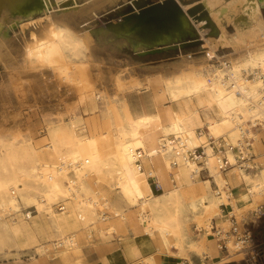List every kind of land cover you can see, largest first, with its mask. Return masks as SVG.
Wrapping results in <instances>:
<instances>
[{
	"label": "bare ground",
	"instance_id": "bare-ground-1",
	"mask_svg": "<svg viewBox=\"0 0 264 264\" xmlns=\"http://www.w3.org/2000/svg\"><path fill=\"white\" fill-rule=\"evenodd\" d=\"M34 1L0 0V29L4 22L12 23V11ZM41 1L46 6H60L67 0ZM70 1L75 14L83 10L90 14L107 5L124 4L126 0H92L79 7L76 5L81 0ZM136 1L130 0L115 11L137 14ZM163 1L165 4L144 18L128 32V36L133 46L140 50L190 38L204 42L207 50L201 52L203 55L199 58L187 53L178 62L159 67L173 73L172 77L162 79L163 74L156 71L161 83V93L156 99L167 96L175 109L164 110L167 119L163 122L157 110L133 116L125 105L115 106L103 96L104 116L100 121H86L85 128L74 114L67 124L49 125L45 146H32L24 140L0 136V255L14 249L25 254L33 249L38 254L49 251L53 257L51 249L38 242L39 235L51 238L53 250L62 247L56 250L59 256L78 252L76 232L79 225L100 224L108 218L102 212V208H108L107 200L100 189L90 187V181L94 184L100 180L102 184L114 181L121 203L127 208L138 206L141 231L155 237L158 245L165 249L170 239L175 240V254L185 258L188 264L194 263L187 255H181L184 245L201 261L208 256L202 244L204 240H194L185 231L190 220L203 236L212 234L214 227L224 237L232 228L231 218L236 222L235 217L243 218L247 211H259L264 205V164L254 172L244 171L237 167L235 153L226 149L230 168L225 171L227 176L224 178L225 173L219 170V158L210 146H204L206 158L202 166L208 178L202 180L198 178L201 165L186 157L187 150L193 151L204 144L208 136L215 140L224 138L229 147H234L241 135H246L253 139L252 152L257 159L264 158V153H256L260 141L254 131L257 122L264 120V20L260 11L264 1ZM178 7L184 15L181 20L176 13ZM198 7L206 12L217 31L216 37L207 36L210 27L205 20L196 21L190 16L189 11ZM45 18L47 27L43 28L42 34L30 32L29 39L24 42L20 59L24 68L26 65L48 66L54 60L62 63L79 60L91 43L89 31L73 32L56 24L52 15L47 14ZM134 20L126 22L123 31H128ZM229 26L232 32L226 30ZM104 32H101L102 37L112 41H116V36L124 37L120 43L128 41L114 20L107 23ZM3 37H0V66L8 72H16L17 66L13 67L16 59ZM222 49L230 52L220 59L216 51ZM214 57H217L216 63H228V66L220 69L221 65L211 62ZM147 83L133 81L126 89L140 90L139 86L143 84L141 90L147 91ZM116 85L122 87L120 83ZM94 98L99 99V94L95 93ZM200 110L212 115L206 116L203 122L199 119ZM197 129L206 132L199 136ZM3 133L2 128L0 134ZM42 150L50 153L52 162L41 161ZM154 158L159 159L164 171L173 177L172 188L158 194L153 193L149 182L152 176L155 181L158 179L159 169L153 168ZM137 160L142 169L136 164ZM68 173L71 174L67 176ZM228 191L233 198H229ZM222 205L230 207L225 214L220 209ZM56 206H61L59 212L55 210ZM22 207L34 210L23 213ZM121 213L114 212L113 216L123 219ZM215 217H221L218 223L213 222ZM100 226L103 227V223ZM105 229L111 230L109 226ZM246 246L242 239L236 241L229 237L225 249L227 257L212 264L228 263V256L243 251ZM132 264L160 262L146 256Z\"/></svg>",
	"mask_w": 264,
	"mask_h": 264
},
{
	"label": "rangeland",
	"instance_id": "rangeland-1",
	"mask_svg": "<svg viewBox=\"0 0 264 264\" xmlns=\"http://www.w3.org/2000/svg\"><path fill=\"white\" fill-rule=\"evenodd\" d=\"M90 1L92 0H81L76 6L79 7L84 4L86 5V3ZM101 1L106 2V0ZM157 1L160 0H146V2L145 0H138L136 1V8L140 10L144 6H147L148 3ZM70 2V0H67L60 6H55L54 4L46 6L41 0H35L34 2H31L34 8L25 7L22 11L21 9H15L12 11V23L4 22L2 24L0 29V35L2 36L0 37L4 36L3 38L6 41V45L9 50L11 49L12 57L14 56L16 59L13 67L17 66L16 72H8L3 66H0V124L2 125L0 126V129L2 130L3 128L4 130V133L0 134V136L5 139L15 138L16 141L24 140L26 143L29 142L32 146H45V143L47 142V128L49 125H58V122L67 124L72 120L74 114L77 116L74 117L81 121V126L85 128L86 121H94V119L100 121L104 116V103H102L103 96L106 97V101H113L115 106L119 107L125 105L133 116L152 113L158 109L164 110L166 106L164 103L169 102L166 98L167 96L162 97L161 100L156 99L161 93L159 91L161 88V83L159 82L160 76L157 74L156 76H151V82L150 77L145 75L148 73L145 72L146 68H149L150 66L166 67L178 62L180 57L187 53H191L192 57L196 59L203 55L201 52H203L205 48L204 42H201L200 45L202 46L199 45L195 48L182 50L180 52L169 51L152 55L145 54L149 55V57L144 61L138 57L141 56V54L132 53L127 45L124 46L127 42H119L120 39L124 38L123 36H116V41H112L111 39H108V37H102L101 34V32L105 33L106 25L111 20H114L119 24L120 33L125 32L123 31L125 17L133 12L127 11L125 13H117L115 9L127 5L130 0H126L124 4L119 3L114 7H109V5H107L104 8H98L90 14H88L89 12L87 10H83L84 12L80 11V13H76L77 15L74 13L76 10L69 5ZM36 9H38V11H36ZM260 11L264 20V8H260ZM22 13H25L27 18H19ZM28 14L31 15L28 16ZM47 14L50 17L52 15L56 24L65 26L73 32H82L84 30L89 31L91 43L88 45L87 49L83 50V55L79 60H73L68 63L54 60L48 66L41 67L36 65H26L24 68V65L22 66L20 60L24 42L29 39L30 32H35L37 35L42 34L41 32L45 30L43 28L47 27L45 18ZM15 23H17V25ZM23 24L26 25L22 28L20 25ZM20 28H22L23 31ZM226 30L232 32L233 29L229 26ZM209 34L210 30L207 36L213 38L216 37L210 36ZM229 52V49L223 50V53L229 54ZM161 69L163 70L159 71L163 74L162 79L173 76V73L168 71L164 72V68ZM133 81L142 83L148 82L147 91L141 90L144 87L143 84L139 86L140 90L126 89L127 86L133 83ZM116 83H120L122 87L118 88ZM95 93L99 94V99L94 98ZM89 99L90 102L88 101ZM94 105L97 106L96 109L93 108ZM174 106H172V108ZM167 109L172 110L171 108ZM162 121L165 122L166 119ZM84 131H86V129ZM255 132L258 134L260 141L258 147L255 148L256 153L263 154L264 130H257ZM40 159L43 162L49 163L53 161L47 150H42L40 152ZM153 165L155 171L159 169L157 170L156 176L158 178L159 186L161 185V189L155 188L153 186L154 182L150 178L149 182L152 186L153 193L158 194L172 188L173 182L171 179H173V177L164 171L163 163H161L159 159L154 158ZM69 174L71 173H68L67 176ZM226 176L227 172L223 177L226 178ZM198 178L205 180L208 177L206 174L202 173ZM100 181L98 184H94L93 181H90V187L92 189H100L101 194L106 198L108 208H102V212L104 216H107L108 218L101 221L100 224L96 223L87 227L79 225L76 232V240L79 245L78 251L85 246L100 245L102 241H107L111 234L114 233L113 226L117 223L120 227H122L123 223L129 224L132 229L131 235H135L136 237L139 236L140 240L144 239L153 243H158L155 237L153 238L141 231L138 206L127 208V206L121 203L117 197V189L114 188L115 182L106 181L102 184ZM212 188L214 189L215 186L212 185ZM21 209L23 213L24 211L34 210L33 208L25 209L23 207ZM58 209L59 208L56 206L55 210L57 212H59ZM114 212H122L123 219H121L120 216L114 217ZM247 212L248 213L244 214L243 218H241V216L235 218L237 227H240L239 229H242V226H244L250 232L251 242L243 251L228 256V263L239 260L238 263L235 264H250V262L255 264L257 246L255 239L252 237V233L254 232L257 237V231H259L261 227H264V205L260 207L259 211L249 210ZM98 214L101 215L100 213ZM32 215H35V213L32 212ZM218 220L219 217H215L213 222L218 223ZM102 223L104 225L103 227L100 226ZM92 226L94 227L92 228ZM99 226L101 228L97 230ZM105 226H109L111 230H106ZM195 227V222L190 220L186 225L185 231L194 240L197 239L201 241V239H203L204 242L202 244L205 247L206 240H212L211 235L207 237L203 236V232L196 231ZM37 240L41 245L51 249L50 252L54 256L50 257L52 255H50L49 251L45 254H38L31 249L23 254L17 253L14 249L6 255L1 254L0 260H7L10 258L17 259L24 256H29L31 258L43 257L47 259L59 257L56 250L62 249V247H58L56 250L54 249V251L52 249L51 238L39 235ZM175 244L177 245V242L170 239L167 249L162 248L161 246H159V248L164 249L170 254L169 249L171 247H174L175 249L177 248ZM183 250L184 251L181 255H183V257L187 255L188 258L192 260L190 255H193V253L190 252V248H188L187 245H184ZM240 253L242 254L238 255ZM223 254L226 255V253ZM250 254H253L254 258L249 259L248 262ZM226 257L227 255L224 258ZM197 258L199 259V257Z\"/></svg>",
	"mask_w": 264,
	"mask_h": 264
},
{
	"label": "crops",
	"instance_id": "crops-1",
	"mask_svg": "<svg viewBox=\"0 0 264 264\" xmlns=\"http://www.w3.org/2000/svg\"><path fill=\"white\" fill-rule=\"evenodd\" d=\"M160 66H150L146 68L145 74L150 77V81L152 82L151 76H156L157 70H163L159 68ZM166 106L164 110L167 108L175 109L174 104L172 105L169 102L164 103ZM172 106H174L172 108ZM158 109V114L161 120L167 119L166 111ZM199 119L203 122L206 121V116H210L211 114H205L204 111H199ZM161 189V185L160 188ZM224 208V209H223ZM230 207H220L221 211L225 214L229 210ZM221 217H219L220 219ZM114 233L107 239V241H102L100 245H91L85 246L78 252L70 253L66 256H59L52 259H47L43 257H29L24 256L22 258H10L7 260H0V264H132L135 260L151 256L153 259H156L160 262V264H188V261L177 256L175 254L177 250L174 247L169 249L170 254H168L164 249H159L158 243H153L151 241H147L144 239H139V236L131 235L132 229L129 224L123 223L122 227L117 223L114 226ZM255 233H252V237ZM259 231H257V236H259ZM108 237V236H107ZM212 241V242H211ZM256 246L259 244H264V241H255ZM157 244V245H156ZM215 241L212 239L206 240V250L208 252V256L205 257L202 261L200 258L198 259L195 255H190L192 258V262L196 264H212L215 261H218L224 258L226 255L223 254L225 252L220 251L216 248ZM247 247V246H246ZM223 254V255H220ZM253 254H250L249 259H253ZM243 259V258H241ZM240 259V261H241ZM239 261V260H238ZM236 262L224 263V264H235ZM250 264H253L250 262Z\"/></svg>",
	"mask_w": 264,
	"mask_h": 264
},
{
	"label": "built area",
	"instance_id": "built-area-1",
	"mask_svg": "<svg viewBox=\"0 0 264 264\" xmlns=\"http://www.w3.org/2000/svg\"><path fill=\"white\" fill-rule=\"evenodd\" d=\"M205 50L207 49H204L203 51ZM223 50L224 49L216 51V55H218L220 59H222L225 54L223 53ZM216 61H217V57H214L213 59H211V62H213L214 64H218L220 66L221 63L220 62L216 63ZM223 62H225V60ZM226 66H228V63L221 65L220 69H225ZM248 77L252 79L251 74H248ZM263 92H264V89H263ZM263 98H264V94H263ZM254 129L255 131L264 130V120L262 122H257ZM205 132L206 131L202 129L196 130V134L199 136L201 135V133H205ZM252 143H253V139L251 138L249 139L246 135H241V138L237 140V144L234 147H229V145L224 140V138L215 140L212 137L208 136L204 144H201L199 147L195 148L193 151L187 150L186 157L190 161L198 165H201V170L198 172L199 176L202 173L207 175L206 173L207 171L203 168L202 165L206 158L204 146H210V148H212L213 150V153H215V157L219 158L221 162L219 170L222 174H224L225 171L228 168H230V164L228 163V160L226 157V149H231L235 153L237 167L247 172H254L264 164V158H261L260 161L257 159L256 157L257 155L252 152V149H253ZM136 164L138 165L139 169H142V164L140 160H137ZM151 179L154 182L153 186L155 188H160L158 184L159 183L158 179L156 181L153 178ZM171 181L173 182L172 179ZM227 193L229 195V198H233V194H231V192L228 191ZM221 207H228V206L222 205ZM58 208L60 209L61 206H58ZM231 222H232V228L230 230L231 232L230 231L227 232L224 237H221L222 232L217 231L216 228L213 227L211 229L212 234L210 235H211V238L216 243L215 244L216 248L223 252H225L226 241L229 239V237L233 238V240H236V241L242 239L243 241L247 243V245L251 242L250 232L247 230V228H245L244 226H242V229L237 228L236 222L233 220V218H231Z\"/></svg>",
	"mask_w": 264,
	"mask_h": 264
},
{
	"label": "water",
	"instance_id": "water-1",
	"mask_svg": "<svg viewBox=\"0 0 264 264\" xmlns=\"http://www.w3.org/2000/svg\"><path fill=\"white\" fill-rule=\"evenodd\" d=\"M167 1L171 2L170 0H167ZM263 1L264 0H258L259 3H262ZM164 4H165V1H163V0L148 3V5L141 8L137 14L130 13L128 16L125 17L124 24L126 22H129L130 20L135 19V22L132 25V27L128 31L123 32V34H122V35L126 36L128 39L127 43H125L124 46L127 45V47H129L131 49L132 53L141 54V55H143V54L152 55V54H156V53L169 52V51H179L180 52L182 50L195 48L201 44V41L198 40L197 38H190L187 41H182V42H178V43H166V44L164 43V44L157 45L156 47H148V48L143 49V50H140V49L136 48L135 46H133V43H131L130 37L128 36V32L129 31L131 32L132 29L134 27H136L141 21H143L144 18L154 14V12H156V10H158L159 7L163 6ZM170 4H174V3H170ZM25 7L34 8L32 4L26 2L18 9H21V11H22ZM261 8H264V2L262 3ZM36 11H38V9H36ZM176 13H177V16L180 20L184 18V15L181 12L179 7L176 8ZM189 14L196 21L205 20V22L210 27L211 32L209 35L210 36H216L217 31L214 30L212 23L208 19L205 11H203L202 9H200V7H198L197 9L190 10ZM25 17H26L25 13H22V15H20V18H22V19ZM15 24L17 25V23H15ZM124 46H122V47H124Z\"/></svg>",
	"mask_w": 264,
	"mask_h": 264
},
{
	"label": "flooded vegetation",
	"instance_id": "flooded-vegetation-1",
	"mask_svg": "<svg viewBox=\"0 0 264 264\" xmlns=\"http://www.w3.org/2000/svg\"><path fill=\"white\" fill-rule=\"evenodd\" d=\"M255 264H264V244H259L257 246Z\"/></svg>",
	"mask_w": 264,
	"mask_h": 264
},
{
	"label": "trees",
	"instance_id": "trees-1",
	"mask_svg": "<svg viewBox=\"0 0 264 264\" xmlns=\"http://www.w3.org/2000/svg\"><path fill=\"white\" fill-rule=\"evenodd\" d=\"M138 57H140L142 60H144V61H146V59L149 57V55H141V56H138ZM259 236H253V238L255 239V241H258V242H260V241H264V227H261L260 229H259Z\"/></svg>",
	"mask_w": 264,
	"mask_h": 264
}]
</instances>
